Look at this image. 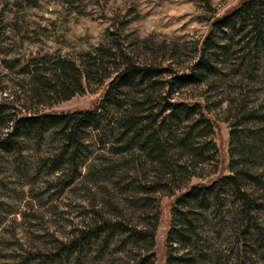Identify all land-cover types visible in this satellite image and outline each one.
<instances>
[{"label": "rangeland", "instance_id": "1", "mask_svg": "<svg viewBox=\"0 0 264 264\" xmlns=\"http://www.w3.org/2000/svg\"><path fill=\"white\" fill-rule=\"evenodd\" d=\"M238 1L80 0L66 9L54 0H40L36 7L17 12L15 0H0V29L5 27L1 39L6 45L1 51L8 52L0 55V98H10L24 77L22 65L35 57L55 55L78 63L85 53L106 43L121 46L138 63L187 72L212 18ZM17 28L23 33L19 48L14 36ZM239 49L230 50V61L215 80L183 89L171 98L204 106L203 113L213 127V134L208 135L206 128L195 123L198 116L179 126L180 136L195 125L192 136L196 140L189 143L202 151L203 158L195 170L190 169L194 175L179 185L228 175L222 169L228 162L229 131L237 123L234 115L239 106L245 104V112L264 117L263 55L255 63L246 52L241 61L237 60L242 56ZM161 79L166 81L168 76ZM108 81L98 85L90 80L84 92L68 100L48 99L42 105L26 106L42 113L94 109ZM101 128L98 135L93 130L86 133L79 154L83 163L74 173L73 183L65 188L69 167L51 162L59 151L55 130H48L39 142L30 139L20 151L0 152V264H140L143 260V264H164L169 210L177 191L174 186L162 188L156 166H151L144 151L134 146L119 154L123 143L109 138L106 124ZM238 132L247 135L243 142L253 147L258 179L253 189L264 207V122L242 123ZM169 151L177 159L180 151L174 143ZM224 205L197 217L196 247L209 264H264V210L256 216L259 230L243 239L236 222L240 204L229 199ZM156 216L153 243L146 252L149 245L134 242L129 234L131 229L140 231L147 222L151 224ZM105 222L123 228L100 230L102 233L90 236L70 256L62 251V245Z\"/></svg>", "mask_w": 264, "mask_h": 264}, {"label": "trees", "instance_id": "2", "mask_svg": "<svg viewBox=\"0 0 264 264\" xmlns=\"http://www.w3.org/2000/svg\"><path fill=\"white\" fill-rule=\"evenodd\" d=\"M39 1L15 0L13 6L19 12L23 8L36 7ZM54 1L70 9L80 0ZM3 28L0 29V55L6 56L8 52L1 51L6 46L1 39ZM14 36L18 39L16 46L21 47L23 33L17 28ZM236 46L240 47L237 53L242 55L237 60L242 61L246 52L255 63L262 55L264 59V0H239L233 8L213 17L198 48V56L187 72L174 73L151 62L138 63L121 46L110 43L85 53L78 63L55 55L53 58L52 55L42 59L35 57L22 65L20 72L24 77L16 83L10 98L8 95L0 98V152L20 151L30 139L39 142L48 130H55V134L59 135V151L51 162L57 167L63 163L69 167L70 178L63 186L65 188L73 183L72 177L83 163L79 154L86 133L93 130L98 135L101 126L106 124L109 138L123 143L119 154L133 150L134 146L144 151L151 166H156L155 174L162 182V188L174 186L172 188L177 191L169 210L164 264H209L206 256L196 247L197 243L193 242L197 237V217L200 214L212 207L222 208L226 201L232 199L240 204L236 222L242 228V238L259 230L256 216L264 207L253 189L258 182L253 147L243 142L248 138L238 132V127L255 119L264 122V117H256L252 111L245 112V104L241 105L242 110L239 106L234 115L237 123L229 131L228 162L222 169L228 175L182 186L194 175L190 169L195 170L199 164L197 161L203 158L202 151L190 144L196 140L192 136L195 125H190L188 131H181L180 136L179 126L198 116L195 123L206 128L208 135L213 134V127L203 113L204 106L199 103L186 105L171 98L183 89L215 80L222 74L226 62L230 61V50ZM165 75L168 79L161 81ZM90 80H95L98 85L109 80L102 91V100L94 109L42 113L26 106L42 105L48 99L68 100L84 92ZM98 138L103 144V139ZM172 143L180 151L177 159L169 151ZM212 148L214 156L217 155L214 145ZM179 181L183 182L182 185ZM156 219L157 216L154 222L149 225L147 222L140 231L131 229L129 234L134 242L149 245L146 252L153 243ZM122 228L110 223L106 225L105 222L89 234L81 233L75 241L62 245V251L70 256L90 236L102 233L100 230L111 232L121 231Z\"/></svg>", "mask_w": 264, "mask_h": 264}]
</instances>
